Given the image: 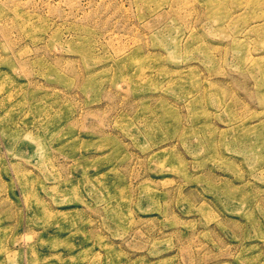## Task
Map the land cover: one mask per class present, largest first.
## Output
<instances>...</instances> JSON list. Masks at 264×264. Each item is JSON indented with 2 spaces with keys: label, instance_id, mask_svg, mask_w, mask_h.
<instances>
[{
  "label": "rangeland",
  "instance_id": "obj_1",
  "mask_svg": "<svg viewBox=\"0 0 264 264\" xmlns=\"http://www.w3.org/2000/svg\"><path fill=\"white\" fill-rule=\"evenodd\" d=\"M0 264H264V0H0Z\"/></svg>",
  "mask_w": 264,
  "mask_h": 264
}]
</instances>
